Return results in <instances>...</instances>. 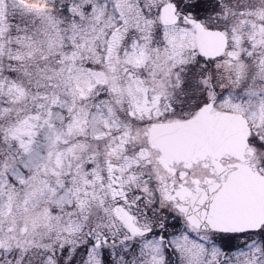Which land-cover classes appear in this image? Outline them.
<instances>
[{
  "label": "snow or ice",
  "instance_id": "snow-or-ice-1",
  "mask_svg": "<svg viewBox=\"0 0 264 264\" xmlns=\"http://www.w3.org/2000/svg\"><path fill=\"white\" fill-rule=\"evenodd\" d=\"M0 264H264V0H0Z\"/></svg>",
  "mask_w": 264,
  "mask_h": 264
}]
</instances>
